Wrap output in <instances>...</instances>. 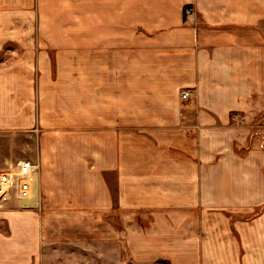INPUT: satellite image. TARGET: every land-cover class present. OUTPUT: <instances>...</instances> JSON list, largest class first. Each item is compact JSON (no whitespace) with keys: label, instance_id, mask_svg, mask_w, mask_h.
Listing matches in <instances>:
<instances>
[{"label":"crops","instance_id":"crops-1","mask_svg":"<svg viewBox=\"0 0 264 264\" xmlns=\"http://www.w3.org/2000/svg\"><path fill=\"white\" fill-rule=\"evenodd\" d=\"M6 44L26 58L0 66V126L41 128V173L34 207L0 208V264L65 238L100 244L84 261L264 264V0H0Z\"/></svg>","mask_w":264,"mask_h":264},{"label":"rangeland","instance_id":"rangeland-1","mask_svg":"<svg viewBox=\"0 0 264 264\" xmlns=\"http://www.w3.org/2000/svg\"><path fill=\"white\" fill-rule=\"evenodd\" d=\"M20 48L15 44H6L3 46L2 49H0V66H8L12 65L18 60H23L26 58V53L19 52ZM35 55H45V58L47 61H50L51 63V69L53 71V74L58 73L57 68V60L60 59V56L63 54H58L56 52H47L46 54H33V57ZM79 56L83 57V53L78 54ZM67 58V57H66ZM72 58L68 57V61H70ZM66 60V61H67ZM13 100H6L4 103H11ZM18 104H23V101H16ZM13 122L17 123L20 122L18 118H14ZM14 129V130H13ZM42 130L39 126L34 124L33 126L29 125L28 128L25 127H14L12 129L1 127L0 126V167L6 166L12 163L17 162L19 159H22L24 157H30L34 158L35 151L37 148V141L39 136H41ZM12 152L11 156L6 158L9 159L6 161V159H3L4 153L2 152ZM111 184L115 185V181L110 182ZM115 190H113L114 195V201H115V208L113 210H116V196H115ZM107 218V216H106ZM135 221H138L136 217L133 219ZM109 223H113L112 225L116 228L118 221V215L117 213L111 212L109 214ZM132 221V220H131ZM133 224L132 222L130 223ZM64 242H60L58 245H56L54 248H47L46 253H56L60 254L61 260H55V261H49L44 262V264H143V262H135L133 260L132 254L130 253V250L128 248V245L125 243L124 246V254L120 255L119 259H110L108 262L100 261L95 259L94 257L89 261L80 260L82 259V254L85 252H90L93 254H99L100 250H98L95 247H100V244L92 243L89 240H82V239H75L72 242V239L65 238ZM70 241V242H66ZM126 242V241H125ZM111 246V245H110ZM59 248V249H58ZM111 248V247H110ZM109 248V249H110ZM112 252H116V246L114 245L112 247ZM132 251V250H131ZM72 257L76 260H69L68 258ZM165 263L164 261H149L144 264H162Z\"/></svg>","mask_w":264,"mask_h":264},{"label":"built area","instance_id":"built-area-1","mask_svg":"<svg viewBox=\"0 0 264 264\" xmlns=\"http://www.w3.org/2000/svg\"><path fill=\"white\" fill-rule=\"evenodd\" d=\"M190 91L184 90L182 98ZM41 164L38 158L24 157L0 168V208L12 201L21 207H34L38 200Z\"/></svg>","mask_w":264,"mask_h":264}]
</instances>
